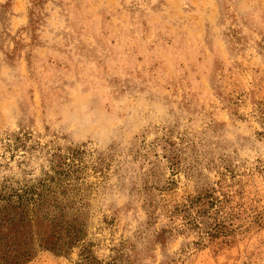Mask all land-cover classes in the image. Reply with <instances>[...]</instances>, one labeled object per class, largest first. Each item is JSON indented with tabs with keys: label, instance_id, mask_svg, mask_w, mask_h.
Segmentation results:
<instances>
[{
	"label": "rangeland",
	"instance_id": "rangeland-1",
	"mask_svg": "<svg viewBox=\"0 0 264 264\" xmlns=\"http://www.w3.org/2000/svg\"><path fill=\"white\" fill-rule=\"evenodd\" d=\"M16 196L23 264H264V0H0Z\"/></svg>",
	"mask_w": 264,
	"mask_h": 264
},
{
	"label": "trees",
	"instance_id": "trees-1",
	"mask_svg": "<svg viewBox=\"0 0 264 264\" xmlns=\"http://www.w3.org/2000/svg\"><path fill=\"white\" fill-rule=\"evenodd\" d=\"M27 202L23 197L16 196L13 199H3L0 197V264H23L30 257L32 250L26 235H32L33 230L25 223H29L25 215L28 212L29 205L38 207L40 200ZM196 201H190V205ZM194 220L188 219V223H195ZM198 225H195V227ZM222 225L214 224L205 234L212 237L215 231H218ZM70 231L69 227H61L59 223L51 224L49 233H39L38 240L46 245L48 249L59 251L67 246L72 245L79 240V235L75 229ZM7 231H9L7 233ZM31 231V232H30ZM7 233V234H4Z\"/></svg>",
	"mask_w": 264,
	"mask_h": 264
}]
</instances>
